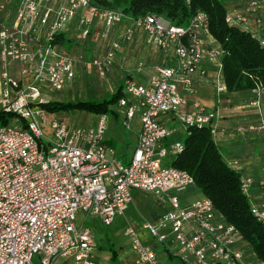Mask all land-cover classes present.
I'll list each match as a JSON object with an SVG mask.
<instances>
[{
    "label": "built area",
    "instance_id": "2783aa9c",
    "mask_svg": "<svg viewBox=\"0 0 264 264\" xmlns=\"http://www.w3.org/2000/svg\"><path fill=\"white\" fill-rule=\"evenodd\" d=\"M224 5L225 23L248 32L264 47V0H224ZM58 34L70 39L69 44L58 42ZM136 35L165 57L148 67L144 81L130 74L122 78V95L115 101L118 124L128 130L137 117L139 128L130 156L121 161L106 139V113L97 114L90 125L47 118L41 104L48 100L41 88L62 90L73 80L74 68L85 64L98 77L106 76L121 44ZM95 38L101 45L92 49L98 53L90 60L72 52L78 41ZM223 55L200 9L185 24H172L154 13L131 18L92 0H0V110L11 114L0 125V264H53L56 259L96 264L85 218L92 215L109 224L135 190L151 193L164 207L140 228L181 264H264L209 198L200 193L186 201L179 195L197 190L193 178L166 163L182 149L180 139L167 141L173 135L207 127L213 140L222 136L217 111L190 98L197 80L208 81L216 95L226 92ZM11 61L20 64V75H29L27 82L8 75ZM250 90L248 103L258 107L263 91L258 85ZM188 104L191 109L185 110ZM245 129L264 137V115L259 113L256 123L244 128L236 126L229 135ZM225 162L237 170L235 159ZM253 187V178L240 173V192L264 227V198L257 199ZM78 211L82 219L76 223ZM123 233L138 264L157 263L155 249L142 242L135 228L126 224Z\"/></svg>",
    "mask_w": 264,
    "mask_h": 264
},
{
    "label": "trees",
    "instance_id": "16d2710c",
    "mask_svg": "<svg viewBox=\"0 0 264 264\" xmlns=\"http://www.w3.org/2000/svg\"><path fill=\"white\" fill-rule=\"evenodd\" d=\"M95 3L121 10L134 18L145 13L162 16L172 24H185L191 14L203 10L208 16V33L224 49L222 77L226 91H240L260 86L264 92V47L246 31L227 25L224 21V0H92ZM57 41L68 45L70 39L58 34ZM102 99L85 98L67 102L47 101L46 110L65 112L85 111L106 113L109 106L122 95L121 84ZM11 114L0 110V125L10 120ZM180 139L182 149L171 155L168 165L187 171L195 188L209 198L225 221L231 223L249 242L257 256L264 260V227L254 219L248 202L239 189L240 172L229 167L222 157L207 127H190L189 132L173 135L167 141Z\"/></svg>",
    "mask_w": 264,
    "mask_h": 264
},
{
    "label": "crops",
    "instance_id": "0c3cea01",
    "mask_svg": "<svg viewBox=\"0 0 264 264\" xmlns=\"http://www.w3.org/2000/svg\"><path fill=\"white\" fill-rule=\"evenodd\" d=\"M119 27L122 28V24H120L117 27V29ZM131 42H132V47L130 48L131 49L130 54L133 57L136 56L137 53L141 52L144 48L148 47V45L145 44L142 37L138 35H136L134 37V40H132ZM71 48H72V52L74 53L84 51L81 49V47L78 46L76 47L71 46ZM152 51L153 52L151 53L153 55L148 57L151 60L154 59V56H156L157 54L154 52H158L154 49ZM128 53L129 52L123 46L119 48V50L116 52V56L114 59L115 65L112 66L110 71H108L106 74V79H108L106 81H114L111 79V77L113 76L117 81L116 83L121 84L122 78L126 74L132 75L135 79H137V81H144L143 79L146 78L148 67L155 63L161 62L165 57V55L160 52L158 56H156L157 57L156 62L150 63L148 65H144L146 69L144 68L140 73L134 74L131 72L129 68H127L126 64H123L124 60H126L125 58ZM119 58L121 60H118ZM19 67H20L19 63L11 61L7 66L8 75L19 81L27 82V80L30 79L29 75H20ZM75 68L76 69L74 71V77L75 75H77V72L80 71L79 66ZM119 70H122V72H120ZM0 72H1V68H0ZM194 87H195V94L190 98V100L194 99L200 105L208 109H215L217 111L218 114L216 121L217 130H223V134L222 136L217 137L214 140V142H217L216 144H220L221 146L226 145L228 149L235 148L237 150V151H231L229 149L230 153L227 152L226 154L227 156H230L229 158L236 160L237 162L236 169L240 173L249 175L251 178H253L254 196L257 199L259 198L263 199L264 198V137L258 132L249 131L247 129H245L242 133L239 134L237 133L234 135H229V133L234 131L236 126H242L244 128L249 124L256 123L259 113L264 115V92H262L260 95L258 107H254L248 103L249 99L252 98V92L250 89L240 90V91H226L224 96L221 97L220 94L219 95L215 94L213 87L211 86V84L208 83V81L197 80L194 83ZM0 89H1V85H0ZM245 91H250L248 96L241 95V93ZM184 109L189 110L191 109V106L188 104L185 106ZM138 128H139V124L135 130L132 131L131 129L132 132L124 134V136L123 135L120 136L118 133H115L113 135L111 134L106 135L107 142L114 149H115V143L117 142L120 143L122 147L120 148L119 155L120 157L124 156L123 158L124 160L126 159V155L124 151L126 152L127 143L130 142L132 146L134 145L136 139V132ZM129 204L130 201L126 205L123 212L121 214L115 215L113 219L123 217V214L128 209ZM158 213L160 212L157 213L155 212L151 214V218L149 220H153L155 218V215ZM90 218L96 220L97 225L99 226V230L101 231L102 236H101L100 244L98 243L94 245L92 228L91 225H89L88 223V220ZM84 222L86 223V224L84 223V225L87 226L91 231L92 253L96 264H138L135 260V255L131 249V246H130L131 254L127 252V249L120 250V248H122L125 244L130 245V239L128 236H126L123 233V229H122L123 227L119 229L115 228L111 230L112 236H109L108 230L104 228L103 226L104 224H102L97 217L88 215L85 218ZM124 222L125 221H123L122 224H124ZM137 231L138 234L139 232H144V234L142 235H144L145 237H139V238L142 240V242L151 245L155 249L158 260L156 264H181V262L178 260V258H176V256L171 254L169 251L165 250L162 247V245L157 243L152 237H150L144 229L140 228V225L138 226ZM122 238H124V241ZM102 252L105 253V255H103ZM163 258L166 260L165 263H163ZM58 260L60 262L59 264H63L61 259H56L54 262Z\"/></svg>",
    "mask_w": 264,
    "mask_h": 264
},
{
    "label": "rangeland",
    "instance_id": "374dc122",
    "mask_svg": "<svg viewBox=\"0 0 264 264\" xmlns=\"http://www.w3.org/2000/svg\"><path fill=\"white\" fill-rule=\"evenodd\" d=\"M120 27L118 29H116L115 31H113V36H116L118 34V32L120 31ZM97 30H99V28L97 27ZM250 32H253L254 29L250 27L249 29ZM134 40V39H133ZM78 47H81L82 50L81 51L82 54L85 56V58L87 60H90V58L93 55H96L98 53V50H96V52H94V50H92L94 47H96V49H99L100 45H101V41L98 39H92V41H88L86 43H81L80 41L77 42L76 44ZM121 46H123L124 48H126V50L129 52L126 55V60H124L123 64H126L127 68H129L131 70L132 73H136L135 72V68L138 66H144V65H148L150 63H154L156 62V59L158 56V54L160 53L158 52H154L157 53L156 56H154V59H149L148 57H150L151 55H153L151 52H153L152 47L149 46L144 48L141 52L137 53L136 56H132L130 54L131 52V47H132V42H128V43H122ZM86 51V52H85ZM118 60H121L120 58ZM129 62V63H128ZM80 71L77 72V75H75L74 80H72L70 83H67L64 88L60 91H52V92H48L45 91L41 88V95L46 98L49 101H58V102H67V101H72L75 99H85V98H95V99H102L104 97H107L108 95H110L111 93H113L116 89L117 86V81L115 80V78L112 76L111 79L114 81H106L108 79H106V76L104 77H98L95 73V71L93 70V68L89 65V64H85V65H80ZM126 68V69H127ZM76 68H74L75 70ZM111 69V68H110ZM110 69L108 71H110ZM128 70V69H127ZM120 72H122V70H119ZM127 72V71H126ZM226 93V92H225ZM225 93L220 94L221 97L224 96ZM250 93V91H245L243 93H241V95L244 96H248ZM250 107V106H248ZM111 111H107V117H106V124H107V129H106V135L108 134H115L118 133L120 136L124 134H127L129 132H132L133 130H135L138 127V119L137 117H134L132 119L131 122V127L130 129L126 130V129H122L119 124H118V120H117V111L115 108V102L111 103L109 106ZM47 118H52V117H57V118H62L64 119L66 122L71 123V124H79V125H90L93 122V119L95 118V116L97 115V113L93 114L90 112H85V111H72V112H65L64 110H46L45 108H43ZM117 117V118H116ZM48 124L46 123L45 126H43L44 128V132L49 135L50 134V130L48 129ZM132 129V131H131ZM217 143V142H215ZM219 146L220 151H222V156L224 157L223 159L225 160H229L232 158H229L230 156H227V152H229V149L226 147V145H220L217 144ZM122 146L120 145V143H115V150H116V155L118 157V159H120L121 161H125L131 154L132 148L134 147V145L132 146V144L127 143V147H126V152L124 151L125 155H126V159L124 160V156L120 157L119 155V151L120 148ZM231 151H237L235 148L234 149H230ZM230 153V152H229ZM234 154V153H233ZM230 155V154H229ZM235 167H237V165H235ZM180 196H185L186 201H191L194 198L200 197V192L197 190H187V191H183L181 193H179ZM164 207H162L161 205L157 204V202L155 201L154 197L152 196L151 193L149 192H142V191H133L131 193V200H130V204L128 209L124 212L123 217H119L116 219H113L111 221V223L109 225H103L105 229L108 230L109 236H112V231L115 228H122L124 227L126 224H129L130 226H132L133 228H135L137 230L138 226L141 225L143 223L144 219L149 220L151 218V214L153 213H157V212H161L163 211ZM76 223H79L82 219L81 216V212L78 211L77 215H76ZM124 222V224H122ZM85 222H83L84 224ZM89 225H91L92 228V233H93V242L94 245L96 244H100L101 243V231L99 230V226L97 225V222L95 219L90 218L88 220ZM96 223V224H95ZM86 224V223H85ZM124 225V226H123ZM123 229V228H122ZM144 232H139L137 231V236L138 237H145ZM124 241V238H122ZM122 249H127V252L129 254H131V250H130V245L125 244L122 248H120V250ZM103 255H105V253L102 252ZM101 256V253H100ZM35 257H32V261H34ZM166 260L163 258V263H165ZM59 260L54 262V264H59Z\"/></svg>",
    "mask_w": 264,
    "mask_h": 264
}]
</instances>
